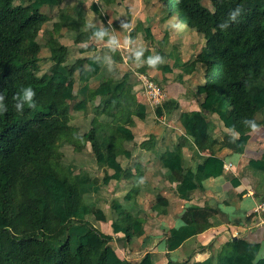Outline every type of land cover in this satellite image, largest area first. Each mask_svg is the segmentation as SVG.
Segmentation results:
<instances>
[{
	"label": "trees",
	"instance_id": "trees-1",
	"mask_svg": "<svg viewBox=\"0 0 264 264\" xmlns=\"http://www.w3.org/2000/svg\"><path fill=\"white\" fill-rule=\"evenodd\" d=\"M16 1L0 0V264H154L149 253L138 263L118 256L110 245L113 236L99 229L106 216L93 201L110 181L132 176L129 169H123L120 158L131 157L127 145L134 140L132 117L135 112L139 119H145V107L131 94L127 78L98 81L95 94L101 102L95 115L113 108L123 117L115 126L94 123L84 138L97 166H106L112 174L107 171L100 182L88 172L76 173L74 163L65 167L64 153L59 150L67 143L65 132L74 118L72 110L83 113L88 104V89L75 90L74 74L78 72L81 81L89 82L100 72L102 63L94 55L97 48L90 44L81 47V57L68 64V47L57 38H49L46 47L51 66L40 75L42 46L38 37L47 21L42 9H55L65 0H19V5ZM159 1L170 16L196 29L206 40L197 57L205 68V82L197 92L205 97L200 111L181 114L186 135L200 151H214L221 145L244 153L250 133L264 126V0H211L213 10L205 7L203 0ZM68 2V7L60 9L51 32L66 29L76 34V45L85 43L87 37L106 38L103 29L86 23V11L80 4L71 6ZM94 10L98 13L96 6ZM140 31L152 44L151 29L143 25L132 31V39ZM160 68L172 72L168 66ZM81 95L83 99L78 101ZM175 108L176 102L167 100L157 107L156 115L161 117ZM212 115L238 137L226 134L222 144L214 139ZM154 139L152 136L140 146L150 149ZM181 140L189 141L186 137ZM183 141L167 150L161 161L170 177L176 176L177 194L184 199L204 180L221 176L224 164L213 153L203 164L185 167ZM75 147L80 153L82 146ZM251 166L264 172V154ZM163 202L166 204L158 196L157 203ZM112 206L121 208L116 203ZM207 217L199 208L189 209L185 224L171 229L168 250L174 251L212 228ZM143 227L142 219L127 215L124 221L112 223V232L130 243L143 235ZM260 251L259 242L233 238L222 247L216 263L264 264ZM213 263L210 258L196 264ZM166 264L179 263L169 260Z\"/></svg>",
	"mask_w": 264,
	"mask_h": 264
},
{
	"label": "crops",
	"instance_id": "crops-1",
	"mask_svg": "<svg viewBox=\"0 0 264 264\" xmlns=\"http://www.w3.org/2000/svg\"><path fill=\"white\" fill-rule=\"evenodd\" d=\"M68 1L72 2L71 6L80 4V8L86 11V23L103 29L106 38L87 37L85 43L76 45V34L66 29L60 33L51 32L60 9L68 7ZM121 1L123 6H126V14L123 17L115 11ZM139 2L141 6L138 7ZM94 6L98 8V13ZM46 10L53 12V15L48 16ZM42 13L47 21L39 37L45 33L48 39L57 38L63 43L64 34H70L69 38L71 37L76 47L63 43L69 49L68 57L74 50L80 58L79 49L90 44L97 48L94 55L98 56L102 69L89 82L82 81L78 90L75 87L77 92L83 87L88 89L87 107L91 105L95 112L101 102V98L95 94L93 81H122L126 78L131 94L136 97L138 104L145 107V119H139L135 112L132 117L133 124L130 129L134 140L130 144L134 149L131 151V157L126 158L125 162L120 159L123 169H129L132 176L112 180L104 186L109 187L115 195L112 200L107 201L109 204H105V208L100 207L105 213L106 221L98 224L99 229L104 234L113 236L110 245L118 256L132 263L140 262L145 254L149 253L154 264H166L169 260L179 264H196L204 263L210 258L214 260L213 264H217L222 247L233 238H242L248 242H259L260 257L264 258V211H256L259 206H264V172L251 166L252 161L260 160L264 154V126L250 133L244 153H236L221 145L215 146L214 151H200L186 135V130L180 122L182 113L200 111L205 97L197 92L199 86L205 82V68L197 61V57L206 44V40L198 31L180 23L177 17L170 16L159 0H65L62 6L55 9L44 7ZM81 16L80 13L78 17ZM117 16L121 19H117ZM49 24L52 25L51 29L47 27ZM138 25L151 29L154 39L152 44L145 41L142 31L132 39L131 33ZM45 26L47 30H44ZM47 50L42 48L41 52H49L51 66L50 50ZM42 61L39 63L40 72ZM74 62L75 60L70 62L68 58V64ZM179 64L183 66L178 67ZM161 66L170 67L172 72L166 73ZM186 68L192 70L188 71ZM74 78L76 81L80 80L78 72L74 74ZM145 78L160 87L164 102L174 100L177 108L157 117L156 109L162 104L157 105L150 100ZM81 99L82 95L78 100ZM137 109L134 107L133 110ZM94 117L97 120L95 123L104 117L105 120L101 123L115 126L120 123L123 114L109 108L104 114ZM209 120L214 128L213 138L220 143L226 134L238 137L237 133L224 126L217 115H212ZM152 136L155 137L151 143L152 149L140 146ZM184 137L189 140L188 143L181 140ZM181 141L186 144L183 148L185 167L194 168L197 164H203L213 153L224 164L221 176L204 180L184 199L177 194L179 182L176 176L170 177L161 161L162 155L167 150L174 149ZM100 168L104 174L100 173L97 178L102 182L108 168ZM108 173L112 174V171L109 170ZM158 196L162 197L166 204H158ZM113 203L121 208H114ZM193 207L207 212L208 221L213 227L188 239L178 249L169 251L167 239L171 229L185 224L184 217ZM127 215L144 222L143 235L130 243L125 241L123 235H114L112 232V223L115 220L124 221Z\"/></svg>",
	"mask_w": 264,
	"mask_h": 264
},
{
	"label": "rangeland",
	"instance_id": "rangeland-1",
	"mask_svg": "<svg viewBox=\"0 0 264 264\" xmlns=\"http://www.w3.org/2000/svg\"><path fill=\"white\" fill-rule=\"evenodd\" d=\"M135 1L136 0H134V2ZM139 3L137 4L138 7L141 6V2H139ZM147 3H149V2L147 1ZM15 4L19 5L20 1L17 0ZM203 5L205 7H207L208 9L213 10L211 0H203ZM124 7L126 8L125 5L123 6L122 1L118 4V6L115 7V11H116L117 15H120V17L121 16L123 17V15L126 14V12H124L125 11ZM46 14L48 16H50V15H53V12H50V10H46ZM120 17L117 16V19L120 20L121 19ZM47 27L49 29H51L52 25L49 24ZM44 30H47L46 26H45ZM69 35L70 34H68V33L64 34L65 38L62 39V42L70 44L72 47H76V45L73 43V41H71V39H70L71 37L69 38ZM47 40H48V36L45 33L41 34L39 39H38L43 50H45V49L47 50V47H46ZM46 55H48V56H46ZM78 57H79V55H77V53L73 50V52L71 51V55L68 58L70 59V62H73L74 60L78 59ZM40 58H41V60H43L42 65H41L42 71L39 73L41 75L44 72H46L48 70V67L50 66L49 52H45V51L41 52ZM45 59H48V60L44 61ZM95 82L96 81H93L94 87L96 84ZM81 84H82V81L77 79V81L75 82L76 90L79 89ZM73 104H74V102L71 103V106ZM71 114L73 115L74 118L72 119V122L69 124L68 130L65 132V134L68 137L67 143L63 144V146H61L60 150H59L60 153H64L63 165L65 167H67L70 163H74L77 166L76 173L88 172L90 175H92L94 177H98L100 175V173L104 174V171L101 170V168L99 169V167L97 166L93 152H92L91 145L84 138V134L87 133L92 128L93 124L97 121L94 117L95 113L93 111V107L91 105H89L87 107L86 111L83 113L82 112L77 113V112L72 110ZM103 119H104V117L100 118L99 122H102L105 120V119L104 120ZM115 121H117V120H115ZM77 145L82 146V150L80 151V153H78L75 150V148H76L75 146H77ZM127 148L132 151L134 149V146L129 143L127 145ZM120 159L122 162L126 161V159L124 157H121ZM114 195L115 194H113V192L111 190H109V187L108 188L104 187L99 192V194L93 196V201H96L99 207L105 208V204H109V203H107V201L112 200ZM108 211L113 213L112 210H108Z\"/></svg>",
	"mask_w": 264,
	"mask_h": 264
},
{
	"label": "built area",
	"instance_id": "built-area-1",
	"mask_svg": "<svg viewBox=\"0 0 264 264\" xmlns=\"http://www.w3.org/2000/svg\"><path fill=\"white\" fill-rule=\"evenodd\" d=\"M144 80H145V86L147 88L149 98L155 104L159 105L162 102V100L164 99V95H163L162 91L154 82H152L146 78ZM259 210L264 211V206H259L256 209V211H259Z\"/></svg>",
	"mask_w": 264,
	"mask_h": 264
},
{
	"label": "clouds",
	"instance_id": "clouds-1",
	"mask_svg": "<svg viewBox=\"0 0 264 264\" xmlns=\"http://www.w3.org/2000/svg\"><path fill=\"white\" fill-rule=\"evenodd\" d=\"M147 79V78H146ZM148 80H150V79H148ZM150 81H152V80H150ZM152 82H154V81H152ZM155 83V82H154ZM156 84V83H155ZM157 85V84H156ZM158 86V85H157ZM159 87V86H158ZM160 88V87H159ZM147 89V88H146ZM163 93V92H162ZM164 95V94H163ZM149 96V95H148ZM151 100V99H150ZM164 102V99L162 100V102L160 103V104H162Z\"/></svg>",
	"mask_w": 264,
	"mask_h": 264
},
{
	"label": "water",
	"instance_id": "water-1",
	"mask_svg": "<svg viewBox=\"0 0 264 264\" xmlns=\"http://www.w3.org/2000/svg\"><path fill=\"white\" fill-rule=\"evenodd\" d=\"M234 239H236V238H234Z\"/></svg>",
	"mask_w": 264,
	"mask_h": 264
}]
</instances>
